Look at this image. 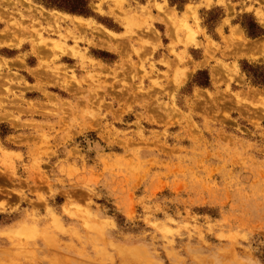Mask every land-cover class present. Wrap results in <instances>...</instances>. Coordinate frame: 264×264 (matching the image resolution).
<instances>
[{
    "label": "rangeland",
    "instance_id": "1",
    "mask_svg": "<svg viewBox=\"0 0 264 264\" xmlns=\"http://www.w3.org/2000/svg\"><path fill=\"white\" fill-rule=\"evenodd\" d=\"M87 1L0 0V264H264V0Z\"/></svg>",
    "mask_w": 264,
    "mask_h": 264
},
{
    "label": "trees",
    "instance_id": "2",
    "mask_svg": "<svg viewBox=\"0 0 264 264\" xmlns=\"http://www.w3.org/2000/svg\"><path fill=\"white\" fill-rule=\"evenodd\" d=\"M46 5L51 8H56L61 11H65L71 14L87 16L90 13L88 8L87 0H45ZM245 29L249 37L255 38L261 35L262 30L259 29L253 22H249ZM243 70L247 73V76L251 80L252 84L264 89V70L258 66L245 65ZM204 71L197 73V79L205 76ZM196 82V81H195ZM198 86L207 87L208 80L201 82H196Z\"/></svg>",
    "mask_w": 264,
    "mask_h": 264
},
{
    "label": "crops",
    "instance_id": "3",
    "mask_svg": "<svg viewBox=\"0 0 264 264\" xmlns=\"http://www.w3.org/2000/svg\"><path fill=\"white\" fill-rule=\"evenodd\" d=\"M71 16H75V15H71ZM223 21H224V18L222 19V21H221V23L219 24V26H217V28L215 29V33H217L218 36H219V32H218V30H219L220 27L222 26ZM234 26H236V25H234ZM240 28H241V27H240ZM243 35H245L244 32H243ZM212 40H213V39H212Z\"/></svg>",
    "mask_w": 264,
    "mask_h": 264
},
{
    "label": "bare ground",
    "instance_id": "4",
    "mask_svg": "<svg viewBox=\"0 0 264 264\" xmlns=\"http://www.w3.org/2000/svg\"><path fill=\"white\" fill-rule=\"evenodd\" d=\"M188 14H189V13H188ZM169 27H170V25H169ZM77 30H78V29H77ZM237 30H238V29H237ZM172 31H173V30H172ZM172 31H171V32H172ZM190 32H191V31H190ZM238 32H239V31H238ZM188 33H189V32H188ZM239 33H241V32H239ZM233 36L236 37L234 34H233ZM191 39H192V38H191ZM38 47H39V46H38ZM62 48H63V47H62ZM62 48H61V49H62ZM212 49H213V48H212ZM59 50H60V49H59ZM69 50H70V48H69ZM68 53H69V52H68ZM59 54H60V53H59ZM72 56H73V55H72ZM67 87H68V86H67Z\"/></svg>",
    "mask_w": 264,
    "mask_h": 264
}]
</instances>
